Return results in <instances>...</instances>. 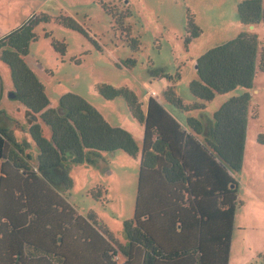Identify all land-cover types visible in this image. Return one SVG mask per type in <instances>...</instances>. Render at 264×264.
I'll return each mask as SVG.
<instances>
[{
    "label": "trees",
    "instance_id": "trees-1",
    "mask_svg": "<svg viewBox=\"0 0 264 264\" xmlns=\"http://www.w3.org/2000/svg\"><path fill=\"white\" fill-rule=\"evenodd\" d=\"M102 7L138 52L139 41L131 37L130 26L124 27L130 12ZM238 15L247 26L264 25V0H239ZM188 21L191 37H198L200 29L190 14ZM37 23L31 18L0 39V60L11 71L10 96L25 107L24 123L18 120L17 126L29 134V141L19 142L12 130L0 127V264H229L236 211L242 205L233 175L244 164L251 116L247 90L256 74L264 73V46L257 36L242 33L197 60L198 77L189 86L196 100L192 104L177 95L176 81L167 77L164 100L186 114L185 128L152 98L143 113L128 89L98 85L106 100L126 101L144 131L139 147L128 131L111 126L79 95L65 94L59 108H51L25 60L38 39ZM59 24L81 30L70 18L62 17ZM52 46L65 55L64 43ZM238 87L246 89L244 95L225 103L206 128L190 115ZM44 126L51 137L44 135ZM116 151L140 161L134 216L124 224L126 245L95 214L81 216L65 196L73 187L71 169ZM97 190L98 196L91 192L96 200L103 189Z\"/></svg>",
    "mask_w": 264,
    "mask_h": 264
},
{
    "label": "rangeland",
    "instance_id": "rangeland-1",
    "mask_svg": "<svg viewBox=\"0 0 264 264\" xmlns=\"http://www.w3.org/2000/svg\"><path fill=\"white\" fill-rule=\"evenodd\" d=\"M103 4L116 7L118 13L130 12L124 27L130 26L131 37L139 41L138 52L131 50L127 32L119 29ZM238 4L239 0H0V39L29 19H38L34 28L38 39L30 44L25 60L44 86L51 108L57 110L65 94L79 95L111 126L128 131L141 147L144 131L124 98L108 101L98 93L97 86L128 89L143 113L152 98L184 123L186 114L164 100L167 77L176 81L177 95L192 104L196 100L189 86L198 77L196 62L205 53L242 33L256 35L264 46V25L251 28L243 24ZM189 14L200 29L198 37H191ZM62 17L72 19L81 30L60 25ZM55 41L66 45L64 56L54 50ZM128 61L134 66L126 65ZM11 90V71L0 60V113L25 120V107L12 100ZM247 91L251 116L244 164L233 175L242 205L236 211L229 264H264V143L259 140H264V73L256 74ZM245 92L238 87L218 94L205 110L190 115L206 128L225 103ZM43 130L46 137H51L49 127ZM139 173L140 161L125 152L101 154L95 164L70 170L73 187L65 196L81 216L95 214L97 222L126 245L124 224L134 216ZM97 188L103 190L96 200L91 192L98 196ZM118 262H124L122 257Z\"/></svg>",
    "mask_w": 264,
    "mask_h": 264
},
{
    "label": "crops",
    "instance_id": "crops-1",
    "mask_svg": "<svg viewBox=\"0 0 264 264\" xmlns=\"http://www.w3.org/2000/svg\"><path fill=\"white\" fill-rule=\"evenodd\" d=\"M180 124L181 126H183L185 128V123L186 121H184V123L182 121H180L178 119V117H176L172 110L170 109H167L166 107H164ZM17 122H18V119L16 118H12L11 116H8V113H0V127H3V128H8L10 130H12L15 134V137L17 138V140L20 142L22 141L23 139H27L29 141V134L26 130V127H25V130L22 131L21 129H19V127L17 126ZM21 123H24V120H20ZM16 124V126H15ZM14 125V126H13ZM17 129V130H16ZM20 131H19V130ZM137 141V140H136ZM138 143V141H137ZM139 146V145H138ZM140 147V146H139ZM1 165V164H0ZM230 263V262H229Z\"/></svg>",
    "mask_w": 264,
    "mask_h": 264
},
{
    "label": "water",
    "instance_id": "water-1",
    "mask_svg": "<svg viewBox=\"0 0 264 264\" xmlns=\"http://www.w3.org/2000/svg\"><path fill=\"white\" fill-rule=\"evenodd\" d=\"M251 28H253V26H251Z\"/></svg>",
    "mask_w": 264,
    "mask_h": 264
}]
</instances>
